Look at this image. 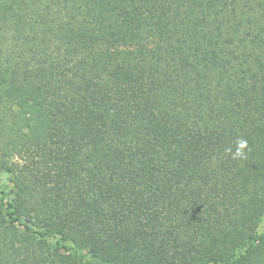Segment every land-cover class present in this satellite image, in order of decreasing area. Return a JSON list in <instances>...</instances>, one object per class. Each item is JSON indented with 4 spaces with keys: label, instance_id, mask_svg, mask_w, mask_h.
<instances>
[{
    "label": "trees",
    "instance_id": "obj_1",
    "mask_svg": "<svg viewBox=\"0 0 264 264\" xmlns=\"http://www.w3.org/2000/svg\"><path fill=\"white\" fill-rule=\"evenodd\" d=\"M0 173V264H264V0H0Z\"/></svg>",
    "mask_w": 264,
    "mask_h": 264
},
{
    "label": "rangeland",
    "instance_id": "obj_2",
    "mask_svg": "<svg viewBox=\"0 0 264 264\" xmlns=\"http://www.w3.org/2000/svg\"><path fill=\"white\" fill-rule=\"evenodd\" d=\"M0 191H4L7 194L6 200L11 198L12 185L5 179L2 173H0ZM259 231L264 232V220L259 224Z\"/></svg>",
    "mask_w": 264,
    "mask_h": 264
},
{
    "label": "clouds",
    "instance_id": "obj_3",
    "mask_svg": "<svg viewBox=\"0 0 264 264\" xmlns=\"http://www.w3.org/2000/svg\"><path fill=\"white\" fill-rule=\"evenodd\" d=\"M246 141L244 140H240L238 142V148L236 150V152L234 153V158H243V156L245 155L243 149L246 147ZM228 151H231V149H229Z\"/></svg>",
    "mask_w": 264,
    "mask_h": 264
}]
</instances>
